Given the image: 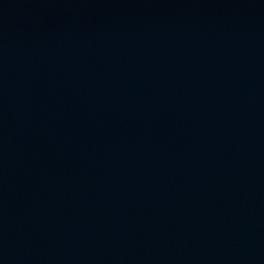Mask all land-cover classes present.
<instances>
[{
    "label": "water",
    "instance_id": "95a60500",
    "mask_svg": "<svg viewBox=\"0 0 264 264\" xmlns=\"http://www.w3.org/2000/svg\"><path fill=\"white\" fill-rule=\"evenodd\" d=\"M0 264H264V0H0Z\"/></svg>",
    "mask_w": 264,
    "mask_h": 264
}]
</instances>
